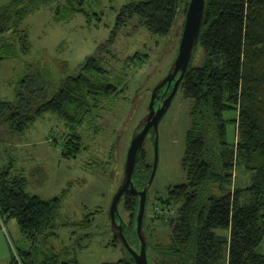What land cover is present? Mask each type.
<instances>
[{"label": "trees", "instance_id": "1", "mask_svg": "<svg viewBox=\"0 0 264 264\" xmlns=\"http://www.w3.org/2000/svg\"><path fill=\"white\" fill-rule=\"evenodd\" d=\"M56 1L9 0L0 8V52L3 48L10 50L6 55L0 54V59L30 52V36L21 29L23 22ZM88 2L68 0L56 7L57 21L68 22L80 14L88 24L102 21L99 13L88 10ZM182 2L127 3L118 12L108 43L113 44L119 31L135 17L150 32L168 35ZM188 8L189 3L186 14ZM13 30L24 31L25 36L9 39L7 35ZM199 48L203 51V63L194 66V55L180 86L185 97L193 101V124L183 159L188 182L171 188L162 200L166 223L172 227V239L167 246L155 247L156 262L264 264V254L260 252L264 242V0H208ZM140 58V53L131 57ZM100 61L96 56L89 57L80 73L63 78L47 100L46 78H41L40 86L35 83L36 76L29 77L24 82L33 86L28 92H20L17 103L0 102V116L17 133L26 132L48 113L58 115L73 129L78 128L103 100L125 91L121 85L101 78L106 70ZM40 73L47 77L45 72ZM228 113H233V117H227ZM230 124L236 129L232 142L228 137ZM83 149L82 138L74 131L64 142L63 156L78 158ZM145 162L144 149L134 178L138 190H144L152 178L154 167ZM12 170L8 167L0 171V216L6 224L17 222L23 246L13 243L9 264H82L77 259L62 258L39 242L43 239L48 243L58 236L57 221L65 193L44 200L28 192L27 180L13 175ZM238 172L247 175L248 180L238 181ZM122 203L131 213V222L124 221L127 236L137 229L139 199L127 193ZM90 220L88 216L85 224ZM115 242L121 243L119 235L115 236ZM121 262L136 264L134 258Z\"/></svg>", "mask_w": 264, "mask_h": 264}, {"label": "rangeland", "instance_id": "2", "mask_svg": "<svg viewBox=\"0 0 264 264\" xmlns=\"http://www.w3.org/2000/svg\"><path fill=\"white\" fill-rule=\"evenodd\" d=\"M67 1L57 0L23 22L21 29L29 33L31 50L28 54L0 59V102L17 103L20 92H28L33 86L24 81L34 76L38 85L42 83L41 78H46L48 93L44 99H49L63 78L79 74L91 56L98 57L106 70L101 78L121 85L125 91L103 100V104L76 129L58 115L48 113L26 132L17 133L0 116V171L12 167L13 175L27 180V191L44 200L65 193L57 221L58 236L48 243L41 239L40 244L64 259H77L82 264H123L121 261L131 262L133 256L122 241L115 242L117 234L110 217L112 201L125 178L131 141L149 114L154 89L168 76L177 59L187 19L185 7L191 0H183L168 35L150 32L141 19L135 17L119 31L113 44L108 40L119 10L139 0H89L88 10L102 16V21L93 24H88L81 14L68 22L57 21L54 9ZM8 2L0 0V8ZM23 35L24 31L13 30L7 36L19 39ZM8 51L3 48L0 54L6 55ZM136 53H140L141 58L132 60ZM203 60V51L199 48L193 65H201ZM161 106L158 102L157 109ZM192 107L193 101L187 99L180 88L160 122L158 133L151 131L145 141V163L155 167L158 158L156 175L149 188L145 221L150 264H157L155 247L167 246L172 239V227L166 223L162 200L171 188L188 182L183 159L193 124ZM233 115L228 113L227 117ZM74 131L81 136L85 149L78 158L67 159L63 156L64 142ZM235 134V126L230 124L229 141H235ZM248 178L237 173L238 181ZM120 214L125 222H131V213L123 203ZM88 216L91 222L85 224ZM127 237L132 248L140 252L142 242L137 229ZM22 239L17 222L6 224L0 216V264H9L13 243L22 247ZM260 252L264 254V242Z\"/></svg>", "mask_w": 264, "mask_h": 264}, {"label": "water", "instance_id": "3", "mask_svg": "<svg viewBox=\"0 0 264 264\" xmlns=\"http://www.w3.org/2000/svg\"><path fill=\"white\" fill-rule=\"evenodd\" d=\"M207 1L208 0H191L189 3L185 29L177 59L171 67L168 76H166L154 89L149 106V114L146 119L142 121L141 130L139 132L136 131L131 141L127 154L125 178L112 201L110 217L113 228L116 234L119 235L122 243L132 254L136 264H150L148 255V240L145 234V220L147 214L149 188L156 175L158 158L149 185L144 190L137 189L134 182L135 173L139 162L143 158L144 145L149 133L151 131L155 134L158 133L160 122L168 112L183 80L185 79V76L190 69L204 27ZM163 91L164 93L162 94ZM158 102L162 103L159 110L157 109ZM127 193H132L139 199L137 232L142 242V249L140 252H137L132 248L127 236L125 235L126 226L120 214V203ZM120 219L121 223H119Z\"/></svg>", "mask_w": 264, "mask_h": 264}, {"label": "built area", "instance_id": "4", "mask_svg": "<svg viewBox=\"0 0 264 264\" xmlns=\"http://www.w3.org/2000/svg\"><path fill=\"white\" fill-rule=\"evenodd\" d=\"M156 210L159 212V211H161V213H162V210H160L159 209V207H156ZM164 212V211H163ZM171 212H167V215H169Z\"/></svg>", "mask_w": 264, "mask_h": 264}, {"label": "flooded vegetation", "instance_id": "5", "mask_svg": "<svg viewBox=\"0 0 264 264\" xmlns=\"http://www.w3.org/2000/svg\"><path fill=\"white\" fill-rule=\"evenodd\" d=\"M164 93V91L162 92V94Z\"/></svg>", "mask_w": 264, "mask_h": 264}]
</instances>
